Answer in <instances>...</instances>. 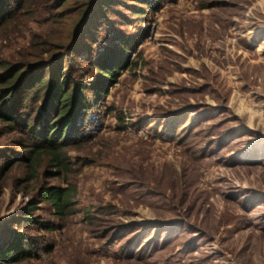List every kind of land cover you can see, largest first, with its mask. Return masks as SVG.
<instances>
[{"label":"rangeland","instance_id":"obj_1","mask_svg":"<svg viewBox=\"0 0 264 264\" xmlns=\"http://www.w3.org/2000/svg\"><path fill=\"white\" fill-rule=\"evenodd\" d=\"M48 10L0 30V60L40 56L58 31ZM107 14L94 56L122 38L131 64L81 112L70 170L0 180V231L35 241L0 264H264V0H117ZM17 139L0 122V152ZM45 184L75 187L72 214L36 200ZM32 199L56 228L24 222Z\"/></svg>","mask_w":264,"mask_h":264},{"label":"trees","instance_id":"obj_2","mask_svg":"<svg viewBox=\"0 0 264 264\" xmlns=\"http://www.w3.org/2000/svg\"><path fill=\"white\" fill-rule=\"evenodd\" d=\"M116 2L0 0V30L24 12L41 14L50 9L52 18L58 21V31L45 38L40 56L33 58L19 51L16 57L0 60V122L5 124L7 132L18 133L15 146L20 148L10 149V156V150L0 152V180L16 165L27 171L25 180L35 177L43 162L55 170V175L70 170L66 149L86 136L83 131L86 124L78 122L81 112L99 107L98 101L104 100L121 71L131 64L126 53L132 46L122 38L116 39L115 48H106L96 57L91 47L99 34L109 30L103 24L109 23L107 11L110 14V7ZM101 26L106 29L100 31ZM84 50L85 57H80ZM86 77L93 80L88 81ZM86 92L92 93V102ZM74 197L72 185L45 184L39 187L36 200L49 203L54 215L63 219L73 213ZM36 200L32 199L22 209L24 222L45 230L56 228L33 218ZM121 229L124 231L126 227ZM34 244V239L21 231L2 229L0 261L11 263L29 258Z\"/></svg>","mask_w":264,"mask_h":264}]
</instances>
